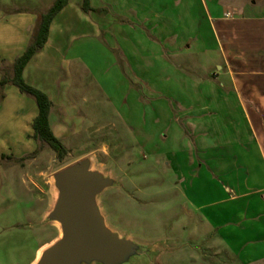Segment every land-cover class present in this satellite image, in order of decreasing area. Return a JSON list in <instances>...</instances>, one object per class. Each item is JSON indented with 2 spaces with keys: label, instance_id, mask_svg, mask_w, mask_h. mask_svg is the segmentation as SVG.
I'll use <instances>...</instances> for the list:
<instances>
[{
  "label": "crops",
  "instance_id": "obj_1",
  "mask_svg": "<svg viewBox=\"0 0 264 264\" xmlns=\"http://www.w3.org/2000/svg\"><path fill=\"white\" fill-rule=\"evenodd\" d=\"M54 2L0 7V23L23 40L12 61L27 50L40 16ZM88 2L98 13H86L85 0H70L24 71L26 83L52 102L55 136L64 142L56 108L95 101L91 118L124 131L184 186L190 208H184L181 228H189L187 220L194 223L201 257L264 264V3ZM14 88H5L0 112ZM18 101L26 109L23 140L35 151L27 135L33 137L38 107L34 113L32 102ZM8 150L0 152V160ZM59 238L40 246L29 264H37Z\"/></svg>",
  "mask_w": 264,
  "mask_h": 264
},
{
  "label": "rangeland",
  "instance_id": "obj_2",
  "mask_svg": "<svg viewBox=\"0 0 264 264\" xmlns=\"http://www.w3.org/2000/svg\"><path fill=\"white\" fill-rule=\"evenodd\" d=\"M36 1L0 0V7L14 10ZM10 29V25L0 23V81L4 76L12 77V59L23 41ZM14 92L16 95L9 94L8 107L0 112V152L11 149L7 156L13 158L25 153L15 158L22 162L0 160V264H29L40 246L60 237L58 225L43 223L61 196L54 176L81 161H88L92 172L112 180V185L97 197V207L107 226L140 244L159 245L160 259L155 264H239L199 255L192 233L194 223L187 220L189 228H181L186 220L184 208H190L184 186L177 183L172 171L167 173L166 167L155 164L149 151L139 143L132 144L124 131L119 133L108 128L107 121L91 118L90 108L95 101H77L74 107L55 109L58 129L68 150L60 159L50 147L36 141L38 153L30 151L34 144L23 140L26 109L18 98L32 102L34 113L36 102L16 88ZM27 139L33 137L27 135ZM141 264L154 262L147 259Z\"/></svg>",
  "mask_w": 264,
  "mask_h": 264
},
{
  "label": "water",
  "instance_id": "obj_3",
  "mask_svg": "<svg viewBox=\"0 0 264 264\" xmlns=\"http://www.w3.org/2000/svg\"><path fill=\"white\" fill-rule=\"evenodd\" d=\"M61 196L44 218L55 224L60 238L37 264H141L160 259L159 245L140 244L112 231L97 207V197L112 185L111 178L92 172L88 161L77 162L54 176Z\"/></svg>",
  "mask_w": 264,
  "mask_h": 264
},
{
  "label": "trees",
  "instance_id": "obj_4",
  "mask_svg": "<svg viewBox=\"0 0 264 264\" xmlns=\"http://www.w3.org/2000/svg\"><path fill=\"white\" fill-rule=\"evenodd\" d=\"M70 0H55L53 6L43 15L40 16L37 31L35 32L30 45L22 56L17 58L12 65L13 75L8 78L2 77L0 81V104L5 99V88L8 85L16 87L23 95L31 97L35 100L38 107V115L33 122V139L50 147L57 156L62 159L68 154V150L65 145L59 140L53 133L49 121L52 102L47 94L34 88L26 83L24 79V71L32 60V58L39 53L46 45L50 27L56 18V16L68 5ZM83 10L88 12H97L99 10L92 9L88 0H85ZM38 150L35 151V154ZM34 154V155H35ZM9 159L13 162H22V159H15L13 157L2 156V160Z\"/></svg>",
  "mask_w": 264,
  "mask_h": 264
},
{
  "label": "built area",
  "instance_id": "obj_5",
  "mask_svg": "<svg viewBox=\"0 0 264 264\" xmlns=\"http://www.w3.org/2000/svg\"><path fill=\"white\" fill-rule=\"evenodd\" d=\"M227 16H228V17H230V16H231V14H228Z\"/></svg>",
  "mask_w": 264,
  "mask_h": 264
}]
</instances>
